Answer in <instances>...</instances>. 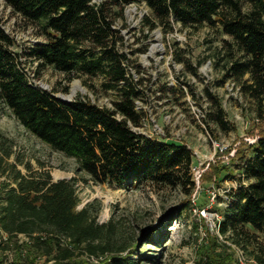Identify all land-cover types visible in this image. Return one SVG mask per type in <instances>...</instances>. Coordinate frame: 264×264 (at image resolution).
I'll return each instance as SVG.
<instances>
[{
	"label": "trees",
	"instance_id": "obj_1",
	"mask_svg": "<svg viewBox=\"0 0 264 264\" xmlns=\"http://www.w3.org/2000/svg\"><path fill=\"white\" fill-rule=\"evenodd\" d=\"M4 2L26 21L39 24L46 41L27 54L37 60L39 69L50 66L69 75L102 76V87L116 92L112 107H105L82 97L63 101L36 87L14 50L16 40L0 22V100L27 130L54 150L74 158L79 170L96 183L196 187L191 172L192 149L135 130L145 118L136 103L142 90L124 64L128 56L119 50L123 38L114 27L116 19L123 16L122 10L132 3H144L150 9L156 19L145 17L150 30L157 23L171 26V20L184 26L219 23L240 52L228 61L226 77L241 86L242 94L254 103L257 117L264 120V0H245L248 10L241 0ZM207 94L217 108L215 122L226 130L220 100ZM249 149V154L236 155L242 161L236 165L242 182L218 223V232L264 264V134ZM225 151L231 153V149ZM14 183L0 188V229L6 235V240L0 239V247L4 244L0 264L5 263L10 243L18 244L20 235L28 239L32 253H37L30 264L40 256L54 259L56 264H138L129 252L125 254L131 246H114L112 221L100 224L98 213L93 215L89 204L78 209L75 178L53 181L49 172L37 178L18 171ZM17 247L22 248V244ZM81 255L103 260L92 263L79 259ZM23 259V254H18L14 264H27L29 259ZM231 261L232 256L208 250L198 264Z\"/></svg>",
	"mask_w": 264,
	"mask_h": 264
},
{
	"label": "rangeland",
	"instance_id": "obj_2",
	"mask_svg": "<svg viewBox=\"0 0 264 264\" xmlns=\"http://www.w3.org/2000/svg\"><path fill=\"white\" fill-rule=\"evenodd\" d=\"M241 1L248 10L247 2ZM122 13L114 23L123 38L119 50L128 56L124 64L139 82L142 97L136 103L145 113L143 125L135 130L192 149L195 189L191 190L190 185L159 188L145 182L124 186L96 183L79 170L74 158L54 150L27 130L2 100L0 188L15 185L18 171L37 178L49 172L53 181L75 178L78 209L89 204L92 214L98 213L100 224L112 221L114 246H131L125 254L129 252L138 264H198L208 250L232 256L231 264H252V256L219 235L216 227L242 182L236 167L242 163L239 155L249 154V145L253 144L249 140L264 134V120L257 117L254 103L242 94L237 82L226 77L228 61L240 52L219 23L184 26L171 20V26L157 23L150 30L145 17L156 19L144 3L127 5ZM0 22L16 40L14 50L19 52L28 79L36 87L59 98L82 97L112 107L117 95L102 87V76L69 75L50 66L39 69L37 60L27 55L30 48L46 41L39 24L15 14L4 0H0ZM207 92L220 100L226 130L215 122L217 108ZM225 148L232 153L220 151ZM225 174L231 176L223 178ZM18 239L22 248L12 241L5 251L4 264H14L21 253L22 261L29 259L27 264L35 259L37 253L33 254L26 244L28 239L24 235ZM76 252L81 254L80 249ZM80 258L92 263L103 260L86 255ZM35 264L56 262L40 256Z\"/></svg>",
	"mask_w": 264,
	"mask_h": 264
},
{
	"label": "built area",
	"instance_id": "obj_3",
	"mask_svg": "<svg viewBox=\"0 0 264 264\" xmlns=\"http://www.w3.org/2000/svg\"><path fill=\"white\" fill-rule=\"evenodd\" d=\"M256 140H257V138H254L253 140H249V141H251L252 143H254ZM225 150H227V148H225V149H220L221 152H223V151H225ZM231 153H232V152H231ZM228 158H229V157H228ZM199 172H200V171H198V174H199ZM200 177H201V175H200L198 178H200ZM216 227H217V230H218V225H216ZM1 237L6 238V235H5V233H3V231L0 229V238H1ZM252 264H259V263L256 262V261L254 260Z\"/></svg>",
	"mask_w": 264,
	"mask_h": 264
},
{
	"label": "water",
	"instance_id": "obj_4",
	"mask_svg": "<svg viewBox=\"0 0 264 264\" xmlns=\"http://www.w3.org/2000/svg\"><path fill=\"white\" fill-rule=\"evenodd\" d=\"M60 99L63 100V101H71L70 99H67V98H60Z\"/></svg>",
	"mask_w": 264,
	"mask_h": 264
},
{
	"label": "bare ground",
	"instance_id": "obj_5",
	"mask_svg": "<svg viewBox=\"0 0 264 264\" xmlns=\"http://www.w3.org/2000/svg\"><path fill=\"white\" fill-rule=\"evenodd\" d=\"M73 91L75 92V89H73Z\"/></svg>",
	"mask_w": 264,
	"mask_h": 264
}]
</instances>
